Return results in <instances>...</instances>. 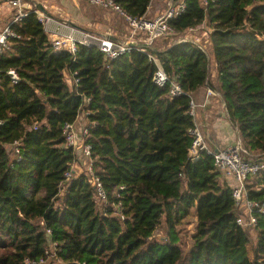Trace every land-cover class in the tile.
<instances>
[{
  "label": "trees",
  "instance_id": "trees-1",
  "mask_svg": "<svg viewBox=\"0 0 264 264\" xmlns=\"http://www.w3.org/2000/svg\"><path fill=\"white\" fill-rule=\"evenodd\" d=\"M116 2L141 19L152 0ZM206 20L216 77L191 43L151 52L181 84L184 94L173 100L170 85L154 82L157 67L147 53L107 63L96 48L55 52L33 13L12 26L17 37L0 55V264H264V215L252 259L213 157H189L190 103L206 85L221 95L246 147L264 154V0H213L207 11L187 0L171 26L182 33ZM65 72L78 87L66 83ZM85 110L93 172L107 195L103 210L89 175L65 178L78 157L63 129ZM247 187L264 204V176L251 177ZM192 217L194 246L186 255L179 228ZM162 224L167 239H153Z\"/></svg>",
  "mask_w": 264,
  "mask_h": 264
},
{
  "label": "built area",
  "instance_id": "built-area-1",
  "mask_svg": "<svg viewBox=\"0 0 264 264\" xmlns=\"http://www.w3.org/2000/svg\"><path fill=\"white\" fill-rule=\"evenodd\" d=\"M83 8L90 12L91 17L98 15L108 16L116 15L124 19L129 25L128 36H118L116 34L106 32L99 34L90 31H79L69 28L67 22L53 23V18L45 15L37 9H33L24 0H0V3H6L12 10L15 11L12 22L0 32V55L9 50L11 39L17 37L12 26L18 24L25 19L29 14H36L39 21L43 23L48 37L51 39L52 46L55 52H69L75 55L80 46L98 49L104 56L107 63L112 62L122 56L138 51L147 53L151 62L157 67V72L154 76V82L159 87L171 86L170 99H175L184 94L181 84L177 79H171L164 70V67L158 56L152 54L155 51V45L170 38L180 36L178 40L171 44L191 43L201 50L214 63V52L211 48V34L214 31L208 24L207 20L195 28H190L185 32L178 33L172 26L171 22L178 19L187 9V0H167L165 10L156 13L154 16L148 14L141 19H134L119 5L116 0H78ZM153 1V0H152ZM213 0H199L202 9L207 11L210 3ZM152 4V2H151ZM98 12V15L94 13ZM200 30H203L202 38L199 35ZM190 33L194 36L181 35ZM169 46V47H170ZM14 83L19 82L18 75L15 71H10ZM70 74V73H69ZM74 80V86L78 87L79 80L75 75L70 74ZM67 83V80H66ZM207 98L217 95L208 85ZM89 103V100L87 101ZM225 105V103H224ZM198 103L192 99L190 103V116L194 119L195 125L191 129L190 134L193 138V143L189 151L190 161L198 162L204 154L211 155L214 159L216 171L226 180L231 182V192L235 202V212L237 217V225L247 233L256 234V245L258 243V216L264 215V204L259 201L252 200L247 187L248 180L251 177L264 176V154L252 153L241 140L240 136L236 142L226 148L214 150L206 140L205 134L201 126L198 124ZM90 111L85 110L74 123L66 124L63 129V137L67 147L73 149L75 155L79 158H84L88 161L87 171L84 172L90 176L89 183L95 187L98 197L96 198L99 209L107 205L105 192L102 188V182L93 172L92 146L89 144L90 124L88 122ZM3 122L0 121V126ZM37 129V127H35ZM239 135V132L237 130ZM15 157H18L19 150L15 146ZM76 164V163H75ZM65 174L66 181L69 182L77 174L73 170ZM69 183L64 184L61 188V201L66 197V192ZM249 237V236H248ZM250 242V238H249ZM57 244H51L50 253H55ZM40 264H45L41 261Z\"/></svg>",
  "mask_w": 264,
  "mask_h": 264
},
{
  "label": "rangeland",
  "instance_id": "rangeland-1",
  "mask_svg": "<svg viewBox=\"0 0 264 264\" xmlns=\"http://www.w3.org/2000/svg\"><path fill=\"white\" fill-rule=\"evenodd\" d=\"M29 6H31L33 9H37L40 11V6H43L45 8V10L50 13L53 17V23H64L67 22L69 24L73 23L74 25H76L77 27L81 28V29H86L85 28V22L84 20L81 19L82 14L80 13V9L78 8L76 11L74 10V14L73 15H64V13L57 9L61 3L62 0H24ZM158 6V9H157ZM167 7V0H156L155 2V7L153 8V16L158 13L161 12L163 10H165ZM0 15H6L7 17L10 16L13 17V15L15 14V11L12 10L8 5L3 6V8H1L0 10ZM41 12V11H40ZM95 15H98V12L94 13ZM9 18V19H10ZM9 22L6 21L5 24H7ZM95 22V21H94ZM100 22V27L98 25H95L96 28H90L91 32H96L99 34H106V30L107 28H110L111 32H115L118 36H129V29L131 28L130 25L124 20L121 19L120 17L116 16V15H108V16H102V20L98 21ZM97 24V23H96ZM4 24L0 23V32H1V28H4ZM130 27V28H129ZM70 28V26H69ZM203 30H200L198 34L200 38H202L203 35L202 34ZM194 36V35H190V33L181 35V37H185V36ZM178 38H180V36L174 37V38H170L164 41H160L155 45L156 49H165L167 47H169L171 44L175 43ZM214 56V54H213ZM216 67L214 66V63L211 61L210 62V71H211V75L213 77V71H216L215 69ZM68 83V82H67ZM15 152V150H14ZM88 168V161L84 158L79 157L76 164L74 165L73 170L76 171L77 174H84V172L87 171ZM223 182H226L229 186H231V182L226 180L223 176L221 177ZM253 178V177H252ZM180 230V237H181V243L183 246V249L186 253V255L189 254L190 250L193 248L194 246V240L192 238V236L194 235V233H196V219L194 217L190 218L188 220V224L182 226L179 228ZM258 234V231H257ZM248 236L250 238V242L248 244V252L249 255L252 259H255V255H256V234H251L248 233ZM153 239L158 240V241H162L164 239H167V233H166V228L165 225L162 224L160 225V227L157 229L155 236L153 237ZM50 261L52 260L49 259ZM55 260V261H54ZM53 262H51L52 264H62L61 261L54 259ZM50 263V264H51ZM49 264V263H46Z\"/></svg>",
  "mask_w": 264,
  "mask_h": 264
},
{
  "label": "crops",
  "instance_id": "crops-1",
  "mask_svg": "<svg viewBox=\"0 0 264 264\" xmlns=\"http://www.w3.org/2000/svg\"><path fill=\"white\" fill-rule=\"evenodd\" d=\"M156 0L152 1L151 10L149 11V15H153V8L155 7ZM7 4L0 3V10L3 6ZM78 8L80 9V13L82 14L81 19L84 20L86 29H77L79 31H90L92 28H96L95 25L100 27V22L102 20L103 15H98L91 17L90 12L83 8L78 0H62L61 5L57 8L61 10L64 15H73L74 10L76 11ZM158 9V6H157ZM1 13V12H0ZM111 16V15H110ZM14 17V15H13ZM13 17L6 15H0V23L4 24V28L9 25ZM10 18V19H9ZM9 22L7 24L6 21ZM95 21V22H94ZM97 23V24H96ZM1 28L2 30L4 29ZM91 28V29H90ZM1 30V31H2ZM107 32L116 34L115 32H111L110 28H107ZM117 35V34H116ZM49 39H53L50 38ZM216 69V68H215ZM213 78L216 77V71H213ZM65 79L68 84L74 83L73 78L69 74V72H65ZM215 92V91H214ZM217 95L214 97L207 98V87L205 86L199 92L195 93L193 99L198 103V124L204 131L205 137L209 145L214 149H222L228 146L233 145L237 138L239 137L237 133V129L233 126V124L229 120V115L227 109L224 105L223 99L221 95L215 92Z\"/></svg>",
  "mask_w": 264,
  "mask_h": 264
},
{
  "label": "bare ground",
  "instance_id": "bare-ground-1",
  "mask_svg": "<svg viewBox=\"0 0 264 264\" xmlns=\"http://www.w3.org/2000/svg\"><path fill=\"white\" fill-rule=\"evenodd\" d=\"M151 6V5H150ZM150 8V7H149ZM41 11V10H40ZM149 11V10H148ZM42 13H44L43 11H41ZM47 12V11H46ZM48 13V12H47ZM45 15H47L46 13H44ZM50 16L49 17H51V18H53L52 17V15L50 14V13H48ZM148 14V13H147ZM36 15V14H35ZM48 16V15H47ZM69 24V23H68ZM72 25H74L73 23H71V24H69V26H70V28H73V29H79L76 25V27H73ZM91 32V31H90ZM47 34V33H46ZM102 188H103V185H102ZM96 190V189H95ZM104 190V189H103ZM105 192V191H104ZM105 195H106V193H105ZM98 197V195H97V193H96V198ZM106 199H107V195H106Z\"/></svg>",
  "mask_w": 264,
  "mask_h": 264
},
{
  "label": "water",
  "instance_id": "water-1",
  "mask_svg": "<svg viewBox=\"0 0 264 264\" xmlns=\"http://www.w3.org/2000/svg\"><path fill=\"white\" fill-rule=\"evenodd\" d=\"M41 11H43L44 13H46L48 16H50L47 12H46V10H45V8L43 7V6H40V8H39ZM73 27H76L75 25H72Z\"/></svg>",
  "mask_w": 264,
  "mask_h": 264
}]
</instances>
